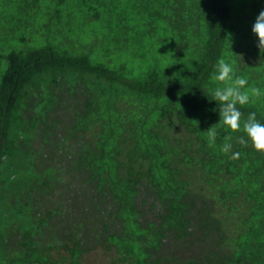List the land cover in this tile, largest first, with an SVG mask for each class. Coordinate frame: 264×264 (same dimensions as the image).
I'll return each instance as SVG.
<instances>
[{
    "label": "trees",
    "instance_id": "obj_1",
    "mask_svg": "<svg viewBox=\"0 0 264 264\" xmlns=\"http://www.w3.org/2000/svg\"><path fill=\"white\" fill-rule=\"evenodd\" d=\"M261 10L264 0H0V264H83L99 249L111 264H264V152L239 142L242 127L217 125L210 94L222 57L264 89ZM87 32L98 51L74 40ZM237 107L242 123L252 112L264 123V96ZM207 198L215 211L195 202ZM173 238L188 256L167 251Z\"/></svg>",
    "mask_w": 264,
    "mask_h": 264
},
{
    "label": "clouds",
    "instance_id": "obj_2",
    "mask_svg": "<svg viewBox=\"0 0 264 264\" xmlns=\"http://www.w3.org/2000/svg\"><path fill=\"white\" fill-rule=\"evenodd\" d=\"M252 32L258 39V47L264 50V10H261L252 26ZM159 55V54H158ZM163 56V55H162ZM212 79L217 86L210 89L213 101L217 102L219 109L220 121L217 125L222 124L233 132L243 128L247 135L239 138L241 144L251 142V146L258 152H264V123L257 120L255 112L248 115V118L241 121L242 112L237 105H247L253 97L264 96V89L249 85V80L244 75H237L236 61L227 58H219L214 65V73ZM211 127L207 133L210 145L215 144L217 139L216 126ZM229 138H225V142L221 148L224 153L232 151L233 145ZM239 152L232 153V158H238Z\"/></svg>",
    "mask_w": 264,
    "mask_h": 264
},
{
    "label": "rangeland",
    "instance_id": "obj_3",
    "mask_svg": "<svg viewBox=\"0 0 264 264\" xmlns=\"http://www.w3.org/2000/svg\"><path fill=\"white\" fill-rule=\"evenodd\" d=\"M89 33H91V32H87L83 36L78 37L76 39L73 38V39L75 41L76 40H79L81 42L79 44L82 45L83 49L84 48H86V49L89 48L90 50L95 49L96 51H98V48L97 47L96 48H93V45H92L93 41L94 42L96 41V40H93L95 38H93V36L92 37L85 36V35H87ZM55 39H57L59 41H62V40L65 41V39H61L59 36H56ZM73 39L68 38V41H69L68 43H74L73 42L74 41ZM69 95L70 94H67V93H64L63 94V100H62L61 104L64 103V106H66V108H63V110L65 111L64 114H68L67 109L76 106V104H74L73 101L69 98ZM64 98H66V99H64ZM61 111L62 110L60 109V114H63V113H61ZM190 198H191V200L194 199V197H192V196ZM142 199H144L147 202V205L143 209H147L148 205L151 204L154 201L153 197H151L150 194L149 193H146V192L142 193V195L140 197V201ZM195 202H197V204H198V202H200L198 204L199 206H204L205 208L207 206V207H210L211 209H213L214 211L216 210L214 208V206H213L214 200L211 199V198H209V199L208 198L207 199H202L200 201L196 200ZM218 209H219V211L214 212L215 219L220 220L221 219L220 217L222 215L223 216L226 215V217L228 216L227 215V213H228V209L227 208H224L222 205H220ZM214 237H217V236L215 235ZM214 237H211V238H214ZM167 243H168V246H169V248L167 249V251L168 250H171L172 253L180 254V258H183L184 256H188L189 253L187 252L186 244L184 242L180 241L179 239L177 240L176 238L175 239L173 238V240L171 242L170 241H167ZM187 246H188V244H187ZM178 251H181V253H178ZM111 258H112L111 254H108L104 250L99 249V250H97L95 252H91V253L87 254L85 256V258H84L83 264H111Z\"/></svg>",
    "mask_w": 264,
    "mask_h": 264
}]
</instances>
